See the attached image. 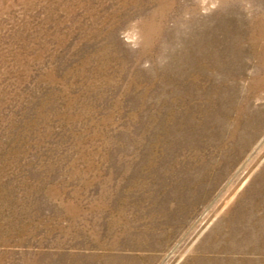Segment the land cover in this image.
I'll list each match as a JSON object with an SVG mask.
<instances>
[{"label":"rangeland","instance_id":"obj_1","mask_svg":"<svg viewBox=\"0 0 264 264\" xmlns=\"http://www.w3.org/2000/svg\"><path fill=\"white\" fill-rule=\"evenodd\" d=\"M263 232L264 0H0V264H264Z\"/></svg>","mask_w":264,"mask_h":264},{"label":"bare ground","instance_id":"obj_2","mask_svg":"<svg viewBox=\"0 0 264 264\" xmlns=\"http://www.w3.org/2000/svg\"><path fill=\"white\" fill-rule=\"evenodd\" d=\"M261 233V232H260ZM264 233V232H263ZM219 234V233H218ZM262 235V234H261ZM218 237V236H217ZM222 237V236H221ZM226 237V236H225ZM237 237V236H236ZM238 238V237H237ZM248 239V238H247ZM250 240V239H249ZM235 241V240H234ZM248 242V241H247ZM251 242L253 243L254 242V240H251ZM255 243V242H254ZM257 243V242H256ZM242 244V243H241ZM240 244V245H241ZM245 244V243H244ZM218 247H220L219 245H218ZM245 247V246H244ZM240 248V247H239ZM246 248V247H245ZM243 249V248H242ZM253 249V248H252ZM236 250V249H235ZM211 251V250H210ZM258 251V250H257ZM239 252V251H238ZM234 253V252H233ZM247 264H250V263H247Z\"/></svg>","mask_w":264,"mask_h":264}]
</instances>
